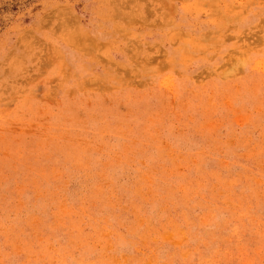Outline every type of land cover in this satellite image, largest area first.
Returning <instances> with one entry per match:
<instances>
[{
  "label": "rangeland",
  "instance_id": "1",
  "mask_svg": "<svg viewBox=\"0 0 264 264\" xmlns=\"http://www.w3.org/2000/svg\"><path fill=\"white\" fill-rule=\"evenodd\" d=\"M0 264H264V0H0Z\"/></svg>",
  "mask_w": 264,
  "mask_h": 264
},
{
  "label": "bare ground",
  "instance_id": "2",
  "mask_svg": "<svg viewBox=\"0 0 264 264\" xmlns=\"http://www.w3.org/2000/svg\"><path fill=\"white\" fill-rule=\"evenodd\" d=\"M118 14V13H117Z\"/></svg>",
  "mask_w": 264,
  "mask_h": 264
}]
</instances>
